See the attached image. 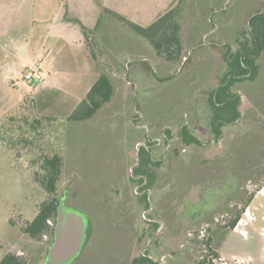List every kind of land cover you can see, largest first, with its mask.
I'll list each match as a JSON object with an SVG mask.
<instances>
[{"label": "rangeland", "instance_id": "1", "mask_svg": "<svg viewBox=\"0 0 264 264\" xmlns=\"http://www.w3.org/2000/svg\"><path fill=\"white\" fill-rule=\"evenodd\" d=\"M134 9H138L136 12L139 13L136 22L143 27L151 26L156 14L160 11L152 9V0H134ZM195 13V16L200 17L205 14L204 6L196 10ZM191 17H194L191 10L186 11L185 19L188 21L191 20ZM242 21L243 18L239 15L235 27L241 25ZM212 24L214 25V23ZM243 29L245 37H242L244 35L241 32V34H237L235 41L226 42L229 47L227 55L230 56L229 58H233L232 61L234 62L236 57L241 54L242 44L240 41L244 42L247 38H251L248 20ZM196 34L194 33V35ZM204 42L209 46L214 44L209 36L204 37ZM219 47H226V44L223 46L220 44ZM213 49L216 48L213 47ZM211 51L209 49V60L211 57V60L214 59ZM219 57L227 66L226 56L219 54ZM255 65L260 70L262 69V72L259 71L255 79L234 84V90L241 96L242 117L225 126L223 134L219 137L210 134V119L203 110L205 101L204 98H201L203 91L213 92L226 75V69H221L219 62L206 64L203 67V74L200 73L197 77L196 66L163 83L157 82L152 72L134 65L130 78V81L133 80L134 83L128 84L126 78H123L125 75H122L126 81V86L119 87L117 85L113 99L115 100L117 96L119 98L113 100L114 104L110 102L106 105L112 109L97 113L100 119L106 118L109 114L106 121L104 119L101 120L102 123L87 121L82 125L66 123L64 126L52 127L51 130H48L46 140L44 139L45 143L44 140L32 137L31 141L17 144V148L13 150L9 145L11 133L8 129V118L15 116L23 97L30 93L35 96V92L30 90V84L24 80L25 69L20 68L18 74L14 76V82L8 87L0 88V261L6 254L13 253L23 256L26 259L25 264H44V260H41L40 256L44 252L47 239L45 237L40 240L34 239L21 230V225L25 221H33L37 217L38 206L47 196L46 192L33 179L35 170L32 164L33 158L37 157L41 151H55L58 146L64 149L65 167L60 187L65 190L72 181V186L79 189L80 195L79 193L76 195L79 200L75 199V194L70 196L73 202L71 205L82 209H92L90 212H94L106 208L104 204L108 202L107 199L104 200L103 192L107 184L120 179L125 170L129 176L132 166L130 162L131 160L136 161L137 150L142 146L148 147L155 144V139L161 137L166 128H171V146L178 144L180 147L175 148V150L171 147L170 155L172 157H169V160L174 168L172 170L173 178H171L170 187L162 191L161 194L167 196L170 190L168 199L172 207L173 222L176 218L177 224H182V226L180 231L177 229L173 232L164 227L163 230L160 229L161 231L157 233L155 238L158 240L161 236H166L165 245L171 247L169 255L166 256L167 264H199L201 256H205L208 263L211 264H229L232 261V255L250 259L252 260L251 264H264L263 50L259 58L256 59ZM195 77L199 89L197 93L199 99L195 107L196 116L199 119L195 123V128L197 127V133H195L205 145L204 148L198 147L194 143L187 145L183 142L180 144V123L183 121H171V119L181 118L183 115L189 116L190 120L193 119L194 112L189 111V107L192 103L195 105V101L192 99L195 86V82L192 83V81ZM46 81L49 85L48 78ZM120 94H124L126 97L122 98ZM59 106L57 102L53 105L54 108H60ZM51 111L49 109L50 113ZM132 120L134 122V143L131 147L133 135L130 133L133 131H130V127ZM144 125L149 126V132L153 134L151 138L147 137ZM157 127H160L158 131ZM190 128L194 130L192 124ZM28 130H31V127H28ZM164 145L162 143L158 149L153 147L157 149L155 156L161 157ZM203 159L220 160L219 163H216L220 168L209 170V178L204 183L203 179L198 180L202 177V173H206L203 167L215 163L205 160L201 164ZM223 165L232 167L234 171L238 172L237 182L244 187L240 197L241 203L238 204L239 201H235L232 206L229 201L228 204L225 202L224 206L219 208V215L215 216L212 221L203 222L196 226L189 225L183 216V208L179 198L181 194H178L176 190L177 182L178 184L181 182L182 185L187 182V184L193 185L191 183L198 180L193 188V198L197 202V199L201 197L202 202L199 208L212 207L211 205L215 203L214 199L226 195L228 187L232 186L233 183L231 179L225 186L221 187L227 181L226 178L228 179L227 169H221ZM197 168H202V170ZM175 184L176 187H174ZM208 186L219 188L206 190ZM136 187L135 185L132 186L133 193ZM138 187L141 194L143 187ZM110 189H114V187L111 185ZM156 195H154L155 203H153L155 207L158 206L157 200L162 197ZM112 198L114 200L116 196L113 194ZM249 200L251 202L245 207ZM227 208L232 210L234 216L238 212H242L239 230L247 228V231L244 230L243 232L246 240L228 241L224 253L220 250L219 256L215 258L214 253H217L215 238H212L211 245H208L206 240L212 236L215 225L224 227L231 219L226 215ZM145 218H149V213L146 207H142L136 216L142 227L149 225ZM102 219L106 222L105 231L101 232L102 235L91 246L89 256L79 264H114V259L117 260V257H122L127 252L130 242L126 231L129 229L130 223L122 222L114 214L110 216L108 213L104 214ZM12 221L15 225L11 223ZM238 225L239 222L236 227ZM184 227H188V232L184 231ZM157 228L158 226H155L154 233ZM203 231H205L204 235L202 234ZM180 243H183V249L179 247ZM142 247H134V256L143 251L144 247ZM164 251L167 252V249L164 248Z\"/></svg>", "mask_w": 264, "mask_h": 264}, {"label": "crops", "instance_id": "2", "mask_svg": "<svg viewBox=\"0 0 264 264\" xmlns=\"http://www.w3.org/2000/svg\"><path fill=\"white\" fill-rule=\"evenodd\" d=\"M176 2L178 0H152V9L160 10L156 14L154 22ZM203 6L205 14L201 15V17L195 16V11ZM102 8H108L140 25L136 22L139 13L136 12L138 9H134V0H0V88L10 86L14 82V76L18 74L20 68H24L27 71L30 66L36 65L41 68L45 75V82L43 84L38 86L30 84V90L35 92L39 114L64 120L77 109L86 98L93 84L102 74H107L110 77L114 86V98L118 86H126V81L128 84L134 83L133 80L130 81L134 65H137L140 69L152 72L157 82L163 83L186 73L196 66L197 77L200 73L203 74V67L206 64L217 61L221 65V69H226V75L213 92L203 91L201 98H204L205 101L203 110L210 119L209 131L211 136H221L224 127L228 124H224L220 130L214 126L211 101L213 95L222 86L226 85L225 81H230L235 76L232 72L233 58H229L230 56L227 55L229 49L227 43L235 41L238 33L241 34L242 32L243 35L245 34L243 26L248 20L251 38L240 42L242 46L247 45L249 50L252 51V39L254 38L259 42L255 29L257 28L259 32H263L262 23L260 21L256 22V19L264 17V0H184L183 16L181 19L182 50L181 57L177 61H168L160 57L146 39L136 35L123 23L111 17H102ZM188 10H191L194 17H191V20L187 21L185 14ZM239 15L242 16L243 21L241 25L235 27V22L238 20ZM194 33L197 34L194 35ZM206 36L210 37L214 43L212 46L216 49L205 44L204 37ZM242 37H245V35ZM220 44L222 46L226 44V47H219ZM209 49L212 50L211 55L214 57L212 60V57L210 60L208 57ZM260 49L259 47L258 54L255 57L252 55L248 56L255 59L259 58L261 54ZM219 54L226 56L227 66L219 57ZM260 72H262V69ZM122 75H125V77ZM122 77L126 78V81ZM196 77L192 81V83L195 82L192 98L195 101V105L192 103L189 107V111L194 112L193 119L190 120L189 116L186 117L184 115L181 118L171 119V121H183L180 123V144L183 142L187 145L190 144L183 138L182 130L184 128L188 129L191 136L197 138L195 123L199 118L196 116L195 107L199 99L197 94L199 89L196 85ZM46 78L49 79V85ZM120 97L125 98L126 96L120 94ZM127 97L131 98L130 96ZM113 98L110 101L111 103L117 100L119 96L115 100ZM55 102L60 105V108L53 107ZM106 105L97 113H102L106 109H112V107H107ZM49 109L52 110L51 113ZM108 115L106 118L100 119L96 114L92 119L87 121L102 123L101 120L104 119L106 121ZM120 120L123 123L122 118ZM87 121L69 124L82 125ZM131 124L130 131H133L130 133L133 135L131 140L132 147L134 143L133 120ZM162 124L164 123L162 122ZM191 124L194 126V130L190 128ZM218 131H220V134ZM197 140L200 143L197 144L198 147L202 146L204 148L205 145L202 144L201 140L198 138ZM172 147L175 150V148H179L180 146L173 144ZM62 150L64 153L63 148ZM171 151L169 157H172L170 155ZM205 160L214 162V160L203 159L200 163L202 164ZM130 164L132 166L130 167L129 176H127V170H125L120 179L115 180L114 183L107 184L103 194L104 200L107 199L108 203L104 204L106 208L99 209L110 211L107 212L110 216L114 214L118 220L130 223V227L126 231L130 242L129 248L122 257H117V260L114 259V264H124L126 262L127 264H131L133 241L135 247L136 242L141 240L144 229L136 219L138 210L144 206L134 211V193L131 189L134 185V161L131 160ZM215 164L211 163L206 167L210 170L220 168ZM173 169L171 166V170ZM172 176L173 171H171V178H173ZM207 176L209 175L205 173L201 178L208 179ZM111 185L114 189H110ZM181 185V182L180 184L177 182V187L176 184L174 185L178 194L182 187ZM68 186L73 191L72 193L75 194V199L79 200L78 196H76L78 193L80 195L79 189L72 186V181ZM113 194L116 196L114 200L112 198ZM64 196H66L68 206L78 208L83 212L84 210L89 212L92 210L71 205L73 202H68V198H71L69 197V190H65ZM94 216L99 218V221L96 223L97 239L102 235L101 232L105 231L104 225L106 222L102 219L104 214ZM173 224H177L176 218H174ZM179 225L178 228H174V231L179 230ZM240 225L241 222L228 238L225 245H223L221 249L223 253L226 250L225 247L228 241L236 240L238 242L239 240H246L243 232L244 230L247 231V228L239 230ZM239 232L241 234H238ZM232 259H236L237 264L252 262L250 259L237 257L236 255H232Z\"/></svg>", "mask_w": 264, "mask_h": 264}, {"label": "trees", "instance_id": "3", "mask_svg": "<svg viewBox=\"0 0 264 264\" xmlns=\"http://www.w3.org/2000/svg\"><path fill=\"white\" fill-rule=\"evenodd\" d=\"M183 4L184 0H178V2L149 27H142L108 8H102V17H111L123 23L136 35L146 39L160 57L168 61H177L181 57L182 50L181 19L183 16ZM259 21L262 23L263 28V32H259L257 28L255 29L259 37V42L254 38L252 39V51L249 50L247 45L242 46L241 54L232 63V72L235 76L230 81L226 80V85L222 86L212 97L213 123L218 130L224 124L233 123L242 117V111L240 109L241 96L234 91V84L255 79L260 71V68L255 65L256 59L248 56L257 55L259 47L264 51V17H258L256 22ZM243 55H246V57L242 60ZM113 95L114 86L110 77L107 74H102L77 109L68 118L59 120L54 117L40 115L37 110L35 96L30 93L23 98L16 110L15 116L8 118V129L11 133L9 145L15 150L17 144L29 142L32 137L39 140H46L48 130L52 127L90 120L104 105L112 100ZM28 127H31V130H28ZM218 133L220 134V131ZM182 135L188 144H200L197 138L190 135L187 128L182 130ZM45 140L44 143L46 142ZM140 155L142 163L138 171L147 173L149 178H155L156 172L154 167L157 165L153 167L147 166L148 162H151L150 154L145 149H142ZM32 164L35 167L33 179L46 192L47 196L38 206L39 212L37 217L33 221H25L21 225V230L24 234L40 240L45 236L52 237L53 228L48 224V221L55 220L57 208L62 197L65 195V190H69V197L73 194V191L69 186L65 190H62L60 187L65 161L63 150L59 146L55 151H41L37 157L33 158ZM68 202H71L69 198ZM250 202L251 200L247 201L245 207ZM241 215L242 212L237 213L226 226L220 227L214 232L212 231V236L206 240V243L211 245L212 238H215V249L219 251L226 241L228 234L237 225ZM11 223L15 225L13 221ZM51 241L52 239L50 243ZM214 256L217 258L219 255L215 253ZM25 263L26 259L23 256L13 253L6 254L0 261V264ZM199 264L211 263H207L204 260Z\"/></svg>", "mask_w": 264, "mask_h": 264}, {"label": "flooded vegetation", "instance_id": "4", "mask_svg": "<svg viewBox=\"0 0 264 264\" xmlns=\"http://www.w3.org/2000/svg\"><path fill=\"white\" fill-rule=\"evenodd\" d=\"M260 51H262V49H260ZM244 57H246V55H243L242 60L244 59ZM143 127H146V126L144 125ZM159 128L160 127L157 128V131ZM149 129H150L149 126H147L145 128L147 137L151 138L153 134L151 132H149ZM170 132H171V128L170 129L166 128L163 135L161 137L155 139V144L148 146V147L142 146L137 150V152H138L137 153V159L134 162V185L137 186L134 189V211H136L141 206L146 207L147 211L149 213V218L148 219L145 218V221L149 225L147 227H144L141 240L136 242V244H135V247H138V248L140 246L142 247L145 244L143 246L144 248L142 247L143 251L139 255L134 256V254H133L134 253V241H133L131 264H167L166 256L169 255V250L171 247L170 246L166 247V245H165L166 236L163 235L158 240H156L155 238L157 237V233L160 232L161 230H163L164 227L169 228L171 232L174 231L175 227L178 228V224H176V225L173 224V216H172V212H171L172 207H171L170 201L168 199L171 192L169 190L168 191L169 194L167 196H165L164 194L162 196V194H161L162 191H165V189L169 188L171 185V171L172 170H171V164H170V160H169V153H170V150L172 147L171 146L172 133H170ZM162 143H164L165 145L163 146L161 157H157V156H155V151L158 148H160L159 146ZM153 147H155L157 149H154ZM142 149H145L150 154V157H151V162H148L147 166L153 167L154 165H157L156 167H154L155 172H156L155 178H149L147 173L138 171V169L140 168V165L142 163L141 162V155H140ZM214 162L219 163L220 160H214ZM197 169L202 170V168H197ZM221 169H227V171H228L227 172L228 173V175H227L228 179L226 178L227 181H225L221 187L225 186L228 183V181L231 179H232L233 183H232V186L228 187L226 195H223L221 197L219 196L217 199H214L215 203L213 205H211L212 207L208 206L205 208H202V207L199 208V206L201 205L200 203L202 202L201 197L197 199V202H196V199L193 198V194H192L194 192L193 188L195 187V184H197V181L202 180V178H199L196 182L191 183L193 185H189V184H187L188 183L187 182L185 184V186L182 185V188H180L179 194H181V195H179V196H180V203H181V206L183 208L182 212H183V216L187 219V222L189 225H191V226L195 225L196 226V225L202 224L203 222H207L210 220L212 221V219H214L215 216L219 215V208L223 207L225 202L228 204V201H229L230 203H232V206H233L235 201H239L238 204L241 203L240 197L242 196V190L244 187L241 186V184L237 182L238 181V178H237L238 172L234 171V168H232V167L223 166V167H221ZM209 170L210 169H208L207 167L205 168L206 174L209 173L208 172ZM202 174H205V172ZM207 177L209 178V176H207ZM203 180H204L203 181V183H204L207 181V178H205ZM138 186L143 187V189L141 190V194L139 193V190H138L139 187ZM214 188H219V187L208 186V188L206 190L214 189ZM155 194H157L156 195L157 197L162 196L160 198V200L159 199L157 200L158 206H156V207L153 204V203H155L154 202V195ZM202 194H201V196H202ZM84 212L87 214L88 221H89L88 237H87V240L85 242V245L83 247L81 254L72 264H79V262H81L82 260H85L90 254L91 246H93V244L95 243V239L97 237L96 236V234H97L96 223L99 221V218H96L94 215L98 216V215H102V214H105V213L110 212V211H107V210L94 211L97 214L96 213L92 214L94 212H89L87 210H84ZM238 213H240V212H238ZM226 215L231 217V219L234 216L232 210H230L228 208L226 209ZM160 218H161V220H160ZM240 220H241V218H240ZM240 220L238 221L239 223H240ZM56 222H57V216H56L55 220L52 219V220L48 221V224L50 226H52V228H53V234H52V237L51 236H45V239H47V240L45 242L44 252L40 256V258L41 259L43 258L42 260H44V261L46 259L48 250L54 241V229L56 226ZM155 226H158V228H157V231L154 233ZM181 226H182V224H180V227ZM180 227H179V231L181 229ZM218 228H220V226L215 225V230ZM236 228L237 227L235 226L234 229L228 234L226 239H228L231 236V234L236 230ZM185 230H186V232H188V227L187 228L184 227V231ZM205 231L202 232L203 235H204ZM189 235H191V234L189 233ZM51 239H52V241L50 243ZM146 239H147V242H146ZM215 245H216V242H215ZM179 247L181 249H183L184 248L183 243H180ZM164 248L167 249V252L164 251ZM221 249H222V246H221L220 250ZM220 250L218 251V249H217L216 252L218 253V252H220ZM160 252H162V253H160ZM200 258H201L200 262L205 260L208 263V260L206 259L205 256H201ZM251 263L252 262H247L246 264H251ZM230 264H237V260L232 259Z\"/></svg>", "mask_w": 264, "mask_h": 264}, {"label": "water", "instance_id": "5", "mask_svg": "<svg viewBox=\"0 0 264 264\" xmlns=\"http://www.w3.org/2000/svg\"><path fill=\"white\" fill-rule=\"evenodd\" d=\"M88 216L80 209L70 207L66 196L57 208L54 241L44 264H72L81 254L88 237Z\"/></svg>", "mask_w": 264, "mask_h": 264}, {"label": "built area", "instance_id": "6", "mask_svg": "<svg viewBox=\"0 0 264 264\" xmlns=\"http://www.w3.org/2000/svg\"><path fill=\"white\" fill-rule=\"evenodd\" d=\"M24 80L32 86H38L45 82V75L41 68L32 65L24 74Z\"/></svg>", "mask_w": 264, "mask_h": 264}]
</instances>
